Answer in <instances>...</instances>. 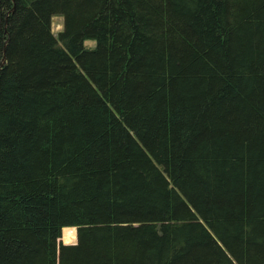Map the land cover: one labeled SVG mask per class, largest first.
<instances>
[{"label":"trees","instance_id":"1","mask_svg":"<svg viewBox=\"0 0 264 264\" xmlns=\"http://www.w3.org/2000/svg\"><path fill=\"white\" fill-rule=\"evenodd\" d=\"M3 46L0 264H264V0H0Z\"/></svg>","mask_w":264,"mask_h":264},{"label":"rangeland","instance_id":"2","mask_svg":"<svg viewBox=\"0 0 264 264\" xmlns=\"http://www.w3.org/2000/svg\"><path fill=\"white\" fill-rule=\"evenodd\" d=\"M61 27V19L57 16L52 17L51 19V30L52 32H57ZM75 241V229L66 228L65 230L60 231V237L58 242L61 243H74Z\"/></svg>","mask_w":264,"mask_h":264},{"label":"water","instance_id":"3","mask_svg":"<svg viewBox=\"0 0 264 264\" xmlns=\"http://www.w3.org/2000/svg\"><path fill=\"white\" fill-rule=\"evenodd\" d=\"M4 63V46H3V49H2V56H1V59H0V66H2Z\"/></svg>","mask_w":264,"mask_h":264}]
</instances>
